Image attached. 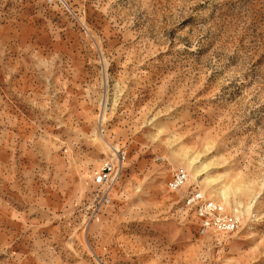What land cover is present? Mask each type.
<instances>
[{"label":"rangeland","instance_id":"1","mask_svg":"<svg viewBox=\"0 0 264 264\" xmlns=\"http://www.w3.org/2000/svg\"><path fill=\"white\" fill-rule=\"evenodd\" d=\"M0 264H264V0H0Z\"/></svg>","mask_w":264,"mask_h":264},{"label":"built area","instance_id":"2","mask_svg":"<svg viewBox=\"0 0 264 264\" xmlns=\"http://www.w3.org/2000/svg\"><path fill=\"white\" fill-rule=\"evenodd\" d=\"M49 3H53L58 0H46ZM111 167H105L103 171L96 177V184L100 187H102V193L98 195L97 203H99L100 206L110 204V195H109V189L111 184L113 183L114 176H111ZM188 181V175L184 171L176 172L173 176V179L171 180L169 184V188L171 190H178L182 188ZM203 201V196L201 193L194 194L189 199V203H194L195 205H198ZM206 210H209L211 212L215 211V208L212 206H207L205 209H200L199 215L201 217V227H200V234L205 236L211 232H223V233H233L238 229V221L236 218H228L225 216L217 215L215 216L213 213H208Z\"/></svg>","mask_w":264,"mask_h":264},{"label":"bare ground","instance_id":"3","mask_svg":"<svg viewBox=\"0 0 264 264\" xmlns=\"http://www.w3.org/2000/svg\"><path fill=\"white\" fill-rule=\"evenodd\" d=\"M197 160H198V158L188 159L187 160V164H186L187 168L193 172L194 179L195 178L197 179V177L200 175V173L204 170L202 166L201 167H196ZM227 193H228V189H226L222 193V197H223L224 200H227V198H228V194Z\"/></svg>","mask_w":264,"mask_h":264}]
</instances>
